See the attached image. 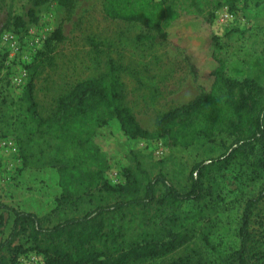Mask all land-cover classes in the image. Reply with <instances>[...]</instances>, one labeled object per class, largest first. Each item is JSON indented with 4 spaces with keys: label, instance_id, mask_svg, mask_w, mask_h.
I'll use <instances>...</instances> for the list:
<instances>
[{
    "label": "trees",
    "instance_id": "16d2710c",
    "mask_svg": "<svg viewBox=\"0 0 264 264\" xmlns=\"http://www.w3.org/2000/svg\"><path fill=\"white\" fill-rule=\"evenodd\" d=\"M69 2L59 0L61 6ZM239 2L258 8L264 0H102L106 18L146 30L137 35L139 43L172 40L169 30L183 18L199 22L190 29L189 40L181 32L174 36L189 59L200 60L198 68L191 65L199 94L163 114L154 130L143 128L123 104L113 61L104 74L78 82L47 117L37 114L35 64L27 67L32 74L18 103L0 108V137L14 138L25 167L56 169L60 194L45 216L0 203V212L11 221L0 240V264H17L27 251L41 255L44 264H138L168 255L196 237L213 252L216 264H264V85L250 76L230 75L218 37L210 35L216 11L234 12ZM28 18L36 19L33 9ZM25 25L11 3L4 28L18 34ZM52 36L58 38L59 30ZM5 57L0 53V71ZM198 74L207 82L198 83ZM113 121L130 140L195 150L184 164L185 180L175 181L166 161L131 150L124 182L110 184L107 155L94 138ZM227 171L249 173L251 180L260 181L243 202L229 240L219 219L223 199L215 178ZM167 264L205 263L185 256Z\"/></svg>",
    "mask_w": 264,
    "mask_h": 264
},
{
    "label": "rangeland",
    "instance_id": "374dc122",
    "mask_svg": "<svg viewBox=\"0 0 264 264\" xmlns=\"http://www.w3.org/2000/svg\"><path fill=\"white\" fill-rule=\"evenodd\" d=\"M11 3L14 13L26 22L18 34L4 28ZM245 5L237 3L234 12L227 8L217 10L210 35L218 37L219 54L230 75L250 76L264 85V2L258 8L253 2ZM30 9L36 17L31 22ZM198 23L183 18L169 31L174 36L181 32L189 40L190 29ZM57 30L59 36L54 38L52 35ZM145 32L137 23L106 18L102 0H70L66 6H61L59 0H0V53L6 54L0 71V108L16 106L32 74V69L27 67L32 64L36 67L32 80L37 114L47 117L78 82L104 74L109 61H113L122 82L123 104L143 128L154 130L163 114L199 94L191 65L198 68L200 60L189 59L186 48L179 46L174 36L162 44L139 43L137 35ZM4 35L13 39L3 41ZM207 37L203 40L209 47L211 39ZM198 75V83L207 82L204 75ZM94 139L107 155L109 168L105 177L112 185L124 182L123 169L131 150L166 161L177 182L185 180L184 164L195 152L170 149L163 141L130 140L115 121L99 129ZM250 177L249 173L238 171L215 176L223 199L219 202V219L228 240L243 202L259 187L260 181ZM59 194L56 169L25 167L14 138L0 137V203L45 216L55 207ZM10 227L9 215L0 212V240L8 235ZM185 256L216 264L215 255L200 237L168 255L138 264H167ZM17 264H44V259L27 251Z\"/></svg>",
    "mask_w": 264,
    "mask_h": 264
},
{
    "label": "built area",
    "instance_id": "2783aa9c",
    "mask_svg": "<svg viewBox=\"0 0 264 264\" xmlns=\"http://www.w3.org/2000/svg\"><path fill=\"white\" fill-rule=\"evenodd\" d=\"M10 39H13V36H11V35H4L3 36V41H9Z\"/></svg>",
    "mask_w": 264,
    "mask_h": 264
}]
</instances>
